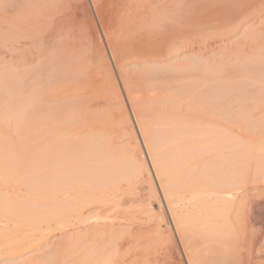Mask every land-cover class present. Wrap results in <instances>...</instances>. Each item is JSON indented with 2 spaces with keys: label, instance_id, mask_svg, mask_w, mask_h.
<instances>
[{
  "label": "bare ground",
  "instance_id": "bare-ground-1",
  "mask_svg": "<svg viewBox=\"0 0 264 264\" xmlns=\"http://www.w3.org/2000/svg\"><path fill=\"white\" fill-rule=\"evenodd\" d=\"M107 1L104 3L105 1L103 0H91L101 23L106 22L110 24L109 27L111 28L116 26L118 32L121 31V33L119 32L122 34L120 36L128 40L125 44H121L123 40H120L122 46L118 45L116 47L115 44L114 47H110L109 52L116 66L117 63H121L119 61H122L123 58L132 56L143 61L147 65H166L180 57V51L184 46L182 42L183 39L185 40L183 37L184 34H182L183 31L181 32V28L178 26L179 29L174 27L179 30L178 33L174 30L175 33L172 32L173 34H171L170 32V35H167L172 29H169L172 23L167 18L169 13L167 11L170 10L171 7L168 8L169 6L164 3V0H162L164 5L161 6L166 5V9L165 7L158 8V6H155L158 0H130L129 2L120 0L122 3L117 0V2H119L118 4H122V6L119 5L117 8L118 10L114 9L115 12H112L114 16L110 14L113 7L110 8L109 14L111 17H109V14L107 15L109 6L107 8L104 7ZM2 2L3 1L0 0V4ZM160 2L159 4H161ZM117 5H115V7ZM104 8L106 10H104ZM172 10L173 9H171V11ZM215 10H217V8ZM248 11L252 10L248 9ZM241 14L239 16H241ZM214 15H216V12ZM170 17L172 18V16ZM107 19L109 22L106 21ZM82 20L81 22L79 21L80 26ZM83 21H86L87 26H89L88 20L84 19ZM169 22L171 24L168 26ZM83 27L84 25L82 24L81 28ZM109 27H107L108 29L106 28L107 31L109 29L111 31L115 30V28H112L114 29L112 30ZM86 28L87 27L84 29ZM92 29L93 28L90 30L92 31ZM160 29L162 30L160 31ZM95 33L94 31L90 34L93 39L98 38V34L96 36ZM114 34L116 35V33ZM106 35H108L107 32ZM93 39H91V41ZM108 41H110V38ZM95 42L96 41H94V43ZM114 43H112V45ZM106 44L109 45V43ZM101 49L102 48L98 47V45L92 43L90 51L92 52L93 58H90L91 60L95 59L96 61L94 60V62H98L99 66H101L99 67L98 63H96L98 68H104L105 71L107 68H105V60ZM168 56L172 58L168 60ZM120 67L119 65L116 67L118 72ZM121 75L123 74L121 73ZM215 75L218 76L217 74ZM218 78L219 77H217V79ZM121 79L126 84L130 83L129 81H124L125 78ZM71 81L70 79L69 83H71ZM85 81L87 80L85 79ZM72 84L64 86L66 87L65 90L68 89L67 86ZM205 84L206 86L209 85V83L208 85L207 83ZM89 85H91V83ZM91 86L90 88L88 87L89 90L93 89ZM84 87L86 88V85L73 89L74 94L75 90H86L82 92L83 95L80 94L81 92L79 93V91H77L78 94L74 95V98H76L77 95V100L78 98L86 97V95L90 97L89 94H86L88 88L85 89ZM82 88L84 90H82ZM224 88L227 89L226 87ZM124 90V93L128 91H126V89ZM48 91L49 90H47V92ZM214 91L215 90H213V92ZM89 92L92 94L90 100L92 98V102L93 100L95 101L96 97H93V91ZM71 93H73V91ZM118 93L120 94V92ZM167 93L169 94V91ZM226 93L224 96H226ZM130 94L128 93V95ZM196 94L198 93L196 92ZM209 94L208 97L210 101L214 100L220 102L218 94L215 95V97L218 95L215 99L214 96L212 98ZM51 95L49 94V96ZM104 95L107 100H112L117 96L114 92L105 93ZM128 95L126 96L128 97ZM119 96L117 97L119 98ZM185 96L184 102L187 101V99H189V101L190 99L193 100L190 97L186 99ZM200 96L199 98L201 101L198 99V96L195 97L191 95V97H194V102L196 99H198V101L196 100L197 103L200 102V105L194 103L193 106H195L196 108H194L197 110L198 105L199 108L202 109L201 112H205L203 113V117L201 116L202 118H198L196 115L199 112L197 113V111H194L196 115L191 116L192 110L194 109L189 105L190 103H188V108L185 107L187 110L190 108L192 111L191 113L187 111L188 113L186 114L189 115L190 113L189 116H182L180 113V115L176 114L178 112H171L170 115L172 116H170L168 111L165 112L168 119L166 118L167 120H165L166 128L163 130L164 135L162 139L156 132L158 131L159 133V130H155L157 122L160 121L158 120L159 118H157L156 123H153L151 119H149L152 124H154L152 125L150 123L151 129H149V120L140 116L139 112L137 111V113L134 109L135 105H132L133 102L136 104V102L133 101L135 97L128 98L127 103H129L131 117L125 112L123 114V119L128 123H130V119L131 121L133 119V123L137 129L138 141L141 143L143 149V156L139 153L137 148H131L128 143L126 148L124 146L126 143H122L124 147L120 145L117 148L119 153L116 155V149L113 148L114 139L106 135V133L110 132H106V128L108 129L109 121H111L114 115L111 116V114H107V111V113L102 112L103 114L101 113V115L96 114L95 116L97 117L91 116L92 119H98L101 123L94 119L96 124L94 122V124H92L89 118L84 126L82 124L85 123L84 120L86 121L87 119H85V117L88 115V111L86 116L82 113L84 115V120L80 118L83 116L78 115L77 111H75L77 115L72 112L73 114L70 115V117H72L71 120L68 119L69 122H77V125L80 120H83L80 121V123L83 122L81 126L77 125V127H74V123L72 124V129H70L71 127L69 128L70 131L73 130L72 134H69L70 131L67 130V135L63 134V136L61 134L62 131L60 134H56L58 130H56V132L53 129V133H51V130L49 131L51 135H46L45 132H43L46 135H44L45 137L49 136L50 139L48 138V140L41 134H39L41 136H38L36 135L38 133H35V139L38 137L36 141H34L35 139L32 138L31 134L29 141L34 139V142H32L34 144L31 143V145L29 144L30 142L25 143L27 139L25 137H28L26 135H28L29 132L28 134L24 133V128H21V130L18 124L17 126H19V129L17 130L21 131L17 133H22L23 131L26 135L19 134L16 137V135L13 136L7 133V130L4 134L0 133V260L6 259L13 261L22 259L19 264H58L59 262L61 263L60 260L63 259V254H66L65 249L67 247H73L74 243L76 244L81 241L82 246L88 245V249H86V252H88V264H165L166 258L162 256L165 260H163V258L158 259L157 257L159 256H155L158 252L156 253L154 250L156 247L152 250V244L159 243V245H163L167 242L169 243L173 241L172 237L160 230L159 224L154 227H152L150 223H148L150 226L146 225L147 221L139 220L141 218L137 216L139 211L145 213L140 212L141 215L150 214L149 216H151V213L155 211L153 207L151 208L152 203L149 201L151 206L146 203V205L150 207L148 206L149 209L144 208L145 210L143 211L139 206L144 204L140 201L146 202L143 200L145 195L143 198H140L137 204L136 198L138 197H133L134 194L130 192L129 189L125 188L127 193L128 191L132 193L130 197H128L132 199L135 198L134 200H136V203L134 205H139L133 208L130 205L132 210L134 208L139 209H137L138 212L134 213V210L128 211V208H124L128 202V200H126L127 202L124 200L127 196L122 198L126 194L123 188L125 185L131 187V185L134 186L133 184L136 182L139 184L140 180L144 179L147 174H150L157 185L162 199V205L166 209L171 226L179 239L180 248L184 253L183 255L187 264H264V110L263 112L260 111L262 113H259L257 112L258 108H256V104L260 105L261 103L263 104L261 105L263 106L262 109L264 108V102H262L264 99L258 101L259 103L254 102L255 105H252V103L250 104L253 107L255 106V108H247L244 106L243 110L245 111V109H247L248 111H245L246 113H241L244 112L240 109V107H242V103H240L241 100H239L238 104V100L234 101L232 99L234 102L237 101L234 104L233 102L231 103L232 100L226 98L228 95L225 99L220 95L222 96L221 100L223 102L222 104L217 103L218 105L216 106V104L211 105L212 103L209 105L206 104L209 98L208 100L203 99L206 98L204 94H202V96H204L202 98L203 100ZM51 97L53 98H49V102L53 103L55 95ZM89 97H86L87 99L82 98V100L86 99V101H88ZM168 97H171V95L163 96L161 94L158 98L156 97V103L159 105L158 107H160L162 103L176 101V96H174L175 98ZM228 97H230V95ZM177 100L179 101V99ZM205 100L206 103L202 105ZM181 101L183 100L181 99ZM243 101L244 100L241 102ZM96 102L97 103H94V105L98 107L103 104L102 102ZM152 104H150L151 106L148 105L147 108L152 107ZM172 104L168 105L171 106ZM232 104H234V106ZM237 104L239 107H237ZM245 104L246 103H244V105ZM75 105L77 106V104ZM79 105L80 103L78 106ZM111 105L112 104H110V106ZM205 105H207V108H205ZM219 105L221 106L219 107ZM10 106L13 105L11 104ZM165 106L166 105H164V107ZM176 106L173 105L174 110ZM13 108L11 107L12 110L15 109ZM85 108L84 106V110L82 111L89 110ZM177 108L176 110L178 111ZM233 108L236 110V114L233 113V111H235ZM249 109L252 111L255 109L257 113L255 114V110L254 113H252ZM15 110L13 111L14 113ZM66 114L67 116L69 115V113ZM157 114L160 116V113ZM0 115L4 116L5 120L8 119V116H5L6 114L3 115L1 110ZM2 116H0V120L4 118ZM10 116L16 118L15 114ZM153 116L154 117L151 118L155 120L157 115L155 114ZM57 117L58 116H56V118ZM74 117H79L80 120L78 121V118H76L77 120L75 119L74 121ZM109 117L112 118L107 120ZM11 118L13 119V117ZM65 118L64 116V119ZM115 118L112 120L114 121ZM11 120L8 119L9 122ZM13 121L15 120L13 119ZM20 121H22V125L16 120L17 123L24 126L23 120L21 119ZM114 125H116V123ZM119 129L120 128H118V130ZM126 129L130 128L127 126L125 130ZM116 130L114 129L115 132ZM110 133L113 134L112 131ZM94 136H96V139H93ZM20 138H25V140L22 142ZM17 139H20L21 143L18 142L19 140L17 141ZM163 139L165 143H163ZM72 142L74 144H72ZM161 143L162 145H160ZM24 144L25 148L22 146ZM116 144L117 143H115V145ZM136 146L138 145L136 144ZM32 147L36 149L34 150ZM121 148L124 149L121 151ZM70 152H76L73 158L72 155H69L74 161L78 159L76 160L77 162L75 161V164H69L68 159L70 157L68 154ZM71 167H73V169ZM86 168H88V170L82 172V169ZM72 172L74 173L72 174ZM78 185L88 187L89 194L91 195L88 194V196L84 195L85 197H83L82 195L84 193L81 195V191L84 192L85 189H81L80 195L79 193L77 194L79 196L71 197L73 196L71 192H78L76 191ZM74 188L76 189L75 191ZM120 188H123L124 195L119 194L122 192ZM90 189L95 192L98 190L100 194L94 196V192L90 191ZM139 193H135V196L143 195ZM129 204H131V201ZM86 210L89 211L86 212ZM85 212L88 214L92 213V215H86ZM109 213L116 214L111 217ZM133 213L136 217H134ZM140 213L138 215H140ZM151 218L149 217L148 221H152L153 219ZM151 224L153 223L151 222ZM154 224H156V222ZM134 225L136 227H134ZM83 231L85 234H83ZM50 239H56L59 243L58 245L62 244L63 246L60 251H55L57 255L53 253L51 258L46 257V253L43 254V250L47 246L45 243ZM155 244L154 246H156ZM148 246L151 247L150 250L152 252L148 250ZM77 247L75 248L77 249ZM67 250L68 249H66V251ZM32 253H34L33 256L26 258L27 255H32ZM39 253L45 255L46 259L35 261V256ZM124 254L131 256V260H128V262H126L127 260H123ZM179 255L178 253L177 256L179 257ZM168 259L169 258H167V261ZM172 261H174V259H172Z\"/></svg>",
  "mask_w": 264,
  "mask_h": 264
},
{
  "label": "rangeland",
  "instance_id": "rangeland-1",
  "mask_svg": "<svg viewBox=\"0 0 264 264\" xmlns=\"http://www.w3.org/2000/svg\"><path fill=\"white\" fill-rule=\"evenodd\" d=\"M2 1L3 2L0 4L1 5L0 6V110L3 115L6 114L5 116H8V119L11 120L12 119L11 117H13L15 121H13L12 119L9 122L8 119L5 120V117L0 115L4 117V118H1L0 120V133L4 134L6 133V130H7L8 131L7 133L12 134L13 136L16 135L17 137L19 134L26 135L29 132V134L26 135L29 138L25 137L28 139V140L26 139L27 142L25 138H20V139L22 142L25 140V143L30 142L29 143L30 145L32 142L36 141V139L38 138L37 137L35 139L34 137L35 133H38L36 135L38 136L42 135L43 137H45L47 134H50L49 133L50 130H51V133H53L52 132L53 129L55 131L58 130V132L56 131L57 133L55 132L56 134H60L61 131L63 132V133L61 132L62 135L68 133L66 131L67 130L70 131V129H72L73 127L72 124L74 123L72 121L69 122V120H71L72 118L70 117V115H72L73 113L77 115L75 111L78 112V115L83 116V117H80L81 119L83 118V120H84V115L86 116L87 111H88V115L85 117V119L86 118L87 119L86 121L84 120L85 123L83 122L80 123V121H83V120H80L79 117H76L78 118V121L80 120L79 124H77L79 126H81L82 123H83L82 125L84 126V124L88 122L89 118H90L89 119L90 122L94 124L95 118L92 119L91 116L97 117L95 116L96 114L101 115L102 112L103 113L108 112L107 114L109 115L111 114V116L114 115L116 117L115 118L113 116V118L112 117L107 118V120L111 118L112 119L115 118L116 120V121L114 120L115 122L112 119L111 121L114 124L116 123V125H114L111 121H109L110 128L109 127L108 129L106 128V132L112 131L113 133L111 134L110 132H108L106 133V135H109L110 138L112 137V139H114L113 148L116 149L115 150L116 155H118L119 153L117 151V148L120 145L123 146L124 143H126L124 145L126 148L127 143H128V145L131 148L133 149L137 148L139 153L143 156V149H142L141 143H139L138 141L137 129L135 128L133 119L132 121L130 119V123L126 122L123 119V114L125 112H127L128 115L131 117L129 103H127L128 98L135 97L134 98L135 100L133 101L136 102L137 107L134 102L132 105H135L134 106L135 108L134 107L133 108L135 109L136 112L137 111L139 112L140 116H143L145 119H148V120L151 119L153 123H156L157 118H159L158 120H160L159 122L161 125L159 124V122H157V126L155 130L156 129L159 130V133L158 131L156 132L161 137V139L163 138V135H164L163 130H165L166 128L165 120L168 119V117H166L165 112L168 111L169 115L171 112L173 113L178 112L176 114L180 113L182 116L183 115L189 116L190 113L193 111L191 113V116L192 115L194 116L196 115V112L194 113V111H197V113L198 112L199 113L196 116L198 118L203 117L204 115L203 113L205 112H201L202 109L199 108L198 105H197V110H195L196 107L193 106L194 103L200 105V102L197 103L198 99L200 100L199 98L200 95H201L200 96L201 99L204 96H206V98H203L206 100H208L209 98L208 97L209 93H210L209 96L212 98L214 96V99L217 98L218 95L220 98V102H216L214 100L210 101V98H209L208 103H206V100H205L203 104L201 103L202 105H204L205 103L208 105L212 103L211 105L216 104L217 106L218 105L217 103L222 104L223 102L221 100L222 96L225 99L227 95L228 96L230 95V97L228 96L226 97L227 99L229 100L233 99L234 101L238 100V102L236 101L238 104H239V100L241 101L244 100L243 102L240 101V103H242L241 104L242 107H240L242 111H244L243 110L244 106H246L247 108H255V106L253 107L252 105H255V103L260 101L261 99H264V5H263L264 0H166L167 2L164 0V3L168 4L167 5L169 6L168 8L171 7L170 10L167 9L168 10L167 12H169L167 18L172 23V24L170 22L168 23V26L169 24H171V26H169V29L171 28L173 29V30L171 29L172 31L170 30L167 35L169 36L170 32L171 34L175 33L176 31H177L176 33L179 32V30L175 29L174 27H177L178 29L180 27L181 32L183 31L182 34H184L183 37L185 38V40L183 39L182 41L184 46L180 51V54H179L180 57L177 60H174L166 65L165 64L147 65L143 61L138 60L134 56L125 57L123 58L122 61H119L121 62L120 64L117 63V66L118 65L121 66L120 70L122 72L119 70L120 74L118 72V69H116L117 67L115 65L116 63L114 62V60H112L111 58L112 56L109 51H110V47H114L115 44H116V47L118 45L122 46L121 44H125V42L126 41L128 42V40L120 36L122 35L120 34L121 31H119L120 32L119 33L116 26L114 27L113 25H111L113 26L112 28H115L114 30L111 27H109L110 24L104 21H103L104 23H101V21L98 18L99 16L96 10H94L95 6H93L94 4L93 2H91V0H2ZM103 1H105L104 3H106L107 0H103ZM129 1L130 0L128 1L124 0V2H129ZM154 1L153 3L155 4ZM160 1L162 0H158L157 2L158 5L156 3L155 6L156 7L158 6V8L165 7L166 9L167 6L166 5L161 6V5H164V3L163 1L162 2ZM159 2L161 4H159ZM118 3L119 2H117V0L107 1V4L104 6L105 8L109 6V8L107 9L108 12L106 11L107 15L110 12V8L113 7L112 8L113 10H111L110 12V14L113 15L112 12L113 13L115 12L114 9L118 10L117 8L119 7V5L122 6V4H118ZM115 5L117 6L115 7ZM105 8L104 10H106ZM216 8L217 10H215ZM171 9L173 10L171 11ZM235 9H236V13H235ZM243 9L246 12H244ZM248 9L252 11H248ZM242 11L244 14L242 13ZM215 12H216V15H214ZM110 14H109V17H111ZM240 14L241 16H239ZM220 15H223V16H220ZM170 16H172V18ZM82 18L83 20L84 19L88 20L89 26H87V22L85 21L86 22L85 23L82 20ZM175 19L176 20L178 19L179 21L177 20L178 21L177 22ZM81 20H82L81 26L82 24L84 25L83 28H81L79 24ZM106 21L109 22L108 19ZM89 22L90 23L92 22L91 25ZM85 27L87 28L84 29ZM107 27L111 28L115 32L111 31L110 29L108 30L109 31L108 32L106 30ZM91 28H93L94 30L92 29L91 31L90 30ZM161 30L162 29H160V31ZM94 31L96 32L95 33L96 36L98 34L97 36L98 38L96 39H93L90 36V34ZM106 32L108 35H106ZM114 33H116V35ZM105 37H107L108 40L110 38V41H108L107 38ZM91 39H93L96 42L94 43L93 40L92 42ZM120 40L121 41L123 40V41L121 42ZM92 43L102 48L101 52L103 53L104 60H105L104 62H105L106 67L104 65V62H103V65L105 68H107L105 69V71H104V68L103 69L98 68L99 63L94 62L95 59L91 60V58H93L92 52L90 51L92 47ZM106 43H109V45ZM112 43L114 44L112 45ZM171 58H172L171 56H168L167 59L169 60ZM96 63H98V66L96 65ZM121 73L123 75H121ZM215 74H217L218 76H216ZM121 76H125V77H121ZM217 77L219 78L217 79ZM121 78L123 79L125 78L124 81L126 82L129 81L130 83L126 84L125 82L122 81ZM70 79L72 80L71 83H69ZM85 79L87 81H85ZM90 83L93 87L89 85ZM121 83H124V84H121ZM205 83H207V85L209 83V85L206 86ZM68 84H72V85L67 86L68 88L67 89L68 91H67L65 90L66 87L64 86ZM76 84H79V85H76ZM85 85H86V88L88 87L90 88V86L91 88H93L90 90L88 88L86 92V94H89L90 97H92V94H90L89 91H93L94 93L93 97L94 96L96 97L95 101L93 100L92 102V98L90 100V97L86 95V97H89L90 102H92L93 104L90 103L89 100L86 101L87 99L86 97H82V98H86L85 100H82V98L80 99L78 98L77 100L76 98L78 97V95L77 97L75 96L76 98H74V95L78 94L77 91H79V93L81 92L80 94H82V92H85L86 90H84L83 88L82 90L84 91H81V89H78V90H75V94H74L73 89H77ZM224 87H226L227 89H225ZM162 88L163 89L165 88L166 91L165 89L163 90ZM124 89H126V91L128 90L127 92L129 94L131 93L130 95L132 96L128 95L127 92H126L127 94L124 93L125 92ZM47 90L49 91L47 92ZM70 90H72L73 93H71L72 91ZM213 90L215 91L213 92ZM168 91L171 97L175 98L174 96H176V101H170L171 103L168 101L169 103L168 102L162 103V105L160 104V107H158L159 105L158 103H156L158 96H160L161 94L163 96H167V95L170 96L167 93ZM103 92L104 94L114 92L116 93L117 96L121 94L120 96L122 99L120 98V96L119 98L117 96L116 97L113 96L114 98L112 100H107L105 99V95L103 94ZM118 92H120V94ZM196 92L198 94H196ZM224 92L225 93L227 92L226 96H224L225 95ZM219 93H222V94H219ZM49 94L55 95L53 99L54 100L53 103L49 102V98H53L51 97L52 95L49 96ZM80 94H79V97H80ZM125 94L128 95V97ZM190 94L195 97L198 96V99H196L197 101L195 100L194 102L193 101L194 97H191ZM202 94H204V96H202ZM216 94L218 95L215 97ZM101 95L102 96L104 95V96L102 97ZM184 96L186 99L190 97L193 100L190 99L189 101V99H187V101L184 102L185 100ZM171 97H168V98H171ZM177 99H179L180 102ZM181 99L183 101H181ZM233 100L231 101V103L233 102L235 104L236 102H234ZM96 101L102 102L103 103L102 106L103 105L105 106L98 107L94 105V103L95 104L97 103ZM175 102L177 106L175 105ZM10 103L14 106L16 110L13 108V106H10L11 105ZM79 103L80 105L78 106ZM188 103H190L189 105H191L194 110L191 111L190 108L187 110L189 106ZM244 103L246 104L244 105ZM251 103L252 105H250ZM75 104H77V106ZM110 104L112 105L110 106ZM150 104H152V107L147 108V106ZM168 104H172V105L170 106ZM234 104L232 105L234 106ZM238 104H237V107H239ZM140 105H143V106H140ZM156 105H157V108H156ZM164 105L166 106L164 107ZM173 105L176 106L175 110L173 109L174 108ZM261 105L263 104L262 103L260 105L256 104V108H258L257 112L259 113H262L264 110V108L262 109L263 106ZM84 106L86 107L85 109L88 108L89 110L82 111L84 110ZM205 106H206L205 108H207V105ZM220 106L221 105H219V107ZM11 107L15 110V113L13 112L14 110H12ZM161 107H163L164 109ZM176 108L178 109V111L176 110ZM233 110L235 109L233 108ZM236 110L233 111L234 114H236ZM254 110L252 111L249 109V111H252V113H254ZM187 111H190L189 115L186 114L188 113ZM245 111H248V110L245 109ZM245 111L241 113H246ZM257 112L255 110V114ZM66 113H69L68 115L69 117L67 116ZM157 113H160V116ZM14 114L16 118H14V116H10ZM63 114L66 117L65 119H64ZM155 114L157 115V117L155 116L156 118L154 120L151 117H154L153 115ZM56 116L58 117L56 118ZM60 118H63V119H60ZM76 118L75 117L73 118L74 121ZM19 119L23 120L24 126H21L23 123H21L22 121H20ZM16 120L17 122H20L21 125L20 123H17ZM95 120L99 121L98 119H95ZM151 121L149 120L148 124L150 123L152 124ZM76 123L77 122L74 123V127H77ZM99 123H101V121H99ZM17 124L20 126V129L24 128L25 130L24 133L26 134H24L23 131L22 133L21 132L17 133L18 131L22 130V129L17 130L19 129V126H17ZM151 124L149 125V129H151L150 128ZM127 126L130 129L125 130ZM118 128H120L119 129L120 131L118 130ZM114 129L115 130L117 129L116 132L114 131ZM72 131L73 130H71L69 134H72ZM43 132H45L46 135ZM31 134H32V138L35 139V140L33 139L34 141L33 140L29 141L31 138ZM95 137L96 136H94L93 139ZM45 138L48 140L49 136ZM20 139H17V141L19 140L18 142H20ZM162 141L163 143H165L164 139ZM36 143H39V142H36ZM115 143L119 145L117 144L115 145ZM135 143L138 146H136ZM72 144L74 143L72 142ZM160 145H162V143ZM22 146L25 148V144ZM32 149L34 148L32 147ZM123 149L121 148V151ZM69 155H72V158H73V156L76 155V152H70L68 156ZM69 157H70L68 159L69 164L70 163L75 164L77 162L76 160H78L76 159L75 160L76 162H75L71 158V156ZM30 160H34V159H30ZM73 167L71 168L73 169ZM75 167H78V166H75ZM87 170L88 168L82 169V172H86ZM73 173L74 172H72V174ZM137 183L138 182L134 183L133 184L134 186L130 184L131 187H129V185H125L123 187L124 190L125 188L129 189V191L134 194L133 197L135 198L138 197L136 198L137 201L134 200L135 198L133 199L129 198L130 194L132 193H129L128 190H127L128 191L127 193L125 190L126 194L124 195L123 190H122L123 188H120V191L122 192H120L119 194L124 195V197L122 198H125L127 196L124 199L125 202H127L126 200H128L127 205L124 208H128V211H130L132 210L133 207L139 206V205H134V204L136 202L138 204L139 203L138 201H140V198H143V196L145 195L143 200L146 202L140 201L141 203H144L145 205L141 204L139 207H141L144 211L147 208L149 209V207L152 205L151 208L152 207L154 208L155 210L154 213H151L152 214L151 216H149L150 214L144 215L145 214L144 212L137 211L138 208L137 209L134 208L133 209L134 211L133 210L132 211L134 213L138 212L137 216L138 218H141L139 220H142L145 222L147 221L146 225H149L148 223H150V225L154 227L157 224H159L160 230H162L165 234L170 235L173 240L163 245L162 244L159 245V243L158 244L153 243L152 250L156 247V249L154 250L156 253L158 252L157 254H159V255L156 254L155 256L156 257L159 256L157 257L158 259L163 258V257L166 258V260L163 258V260L166 261V262L163 261L165 264H187V262L185 261L186 259L183 255L184 253L182 249L180 248L181 246H180L179 239L177 238V235L171 226L169 217L167 215V211L162 205V199L159 194L157 185L155 184V181L153 180V177L150 174H147L146 177H144V179L139 181V184ZM77 188L80 190H78ZM76 189L74 188V191L76 190L78 192H71V195H73L71 197L79 196L81 189L82 190L85 189L84 192L81 191V195L84 193L82 195L83 197H85L84 195L88 196L89 194L88 187H82L78 185ZM90 191H93V190L90 189ZM93 192H94L93 194L94 196L100 194L98 190L96 192L95 191ZM134 192L136 194L140 192L143 195L135 196L136 194ZM78 193L79 195H77ZM130 201H131V204H129ZM149 201L152 203L151 205L149 204ZM146 203L149 204L150 206L148 205L149 206L148 207ZM130 205L132 206V208H130L131 207ZM88 211L89 210H86V212ZM140 212L144 214L141 215ZM139 213L140 215H138ZM87 214L88 213H86V215ZM115 214L116 213H113V214L109 213L111 217L114 216ZM90 215H92V213ZM134 217H136L135 214H134ZM149 217L150 218L153 217L151 218L153 220L148 221ZM151 222L153 224L156 222V224L153 225L151 224ZM134 227L136 226L134 225ZM83 234H85L84 231H83ZM79 242L76 243L79 245H76L74 243L73 247L72 246L67 247L66 248L68 249L67 251L65 249V253L69 255L63 254V259H61L60 260L61 263L59 262L58 264H88V252H86V249H88L87 247L88 245L82 246L81 241ZM45 244L47 246L43 250L44 252L43 254L46 253V257H50V258L51 256H53L52 254L55 253V251L57 250L60 251L63 247L62 244L58 245L59 243L57 242L56 239H50ZM154 244L156 246H154ZM75 247H77V249ZM69 248H72V249L74 248V249L72 251V249H69ZM150 248L151 247H149L148 250H150ZM69 251L70 252L72 251V252L70 253ZM178 253L181 256L179 255L178 257L177 256ZM33 254L34 253H32V255L31 254L27 255L26 258L33 256ZM54 255H57V254L55 253ZM46 257L45 255H41L39 253L35 256L34 260L42 261L46 259ZM131 258H132L131 256L124 254L123 260L125 261L127 260L126 262H128V260L130 261ZM167 258H169L168 261H167ZM172 259H174V261H172ZM21 261L22 259H16L13 261L2 259L0 260V264H17V263L19 264L21 263Z\"/></svg>",
  "mask_w": 264,
  "mask_h": 264
}]
</instances>
